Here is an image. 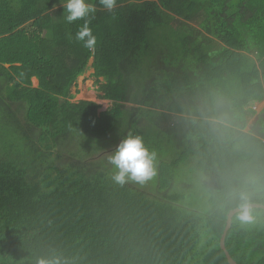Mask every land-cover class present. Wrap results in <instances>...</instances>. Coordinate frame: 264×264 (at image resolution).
Here are the masks:
<instances>
[{
  "label": "trees",
  "instance_id": "16d2710c",
  "mask_svg": "<svg viewBox=\"0 0 264 264\" xmlns=\"http://www.w3.org/2000/svg\"><path fill=\"white\" fill-rule=\"evenodd\" d=\"M97 7L88 50L59 0H0V264H229L227 213L264 205V108L247 129L264 99V0ZM89 67L104 110L72 101ZM113 133L155 153L151 178L113 179ZM251 214L224 238L238 264H264V208Z\"/></svg>",
  "mask_w": 264,
  "mask_h": 264
},
{
  "label": "clouds",
  "instance_id": "9594fccd",
  "mask_svg": "<svg viewBox=\"0 0 264 264\" xmlns=\"http://www.w3.org/2000/svg\"><path fill=\"white\" fill-rule=\"evenodd\" d=\"M59 2L63 7V18L68 24L82 21L77 27L74 38L83 48L88 50L94 49L98 42L91 27L98 12L97 5H99V10L108 13H114L118 5V0H59ZM215 123L226 128L228 124L227 115H218L215 118ZM108 161L116 169L113 179L121 184L126 180L143 182L155 174V153L149 152L139 136L129 134L118 145L115 152L108 157ZM238 209L240 221L250 222L253 219L251 206L246 197L241 198ZM38 264H48V262L40 260Z\"/></svg>",
  "mask_w": 264,
  "mask_h": 264
},
{
  "label": "rangeland",
  "instance_id": "374dc122",
  "mask_svg": "<svg viewBox=\"0 0 264 264\" xmlns=\"http://www.w3.org/2000/svg\"><path fill=\"white\" fill-rule=\"evenodd\" d=\"M89 65H90V63H89ZM92 72H93V69L89 67L81 75H79L77 77L75 84L71 88V93L74 94L72 97V101H77V100H81V99L91 100V101H94L100 105L98 110H104L109 105H111V101L104 99V98H100L101 92L98 89L99 82L96 81L95 77L92 75ZM32 82H33V86L37 85L36 79H33ZM127 105L130 106L131 104H127ZM254 106H255L256 111L259 112L262 108H264V103L262 105L255 103ZM145 123H146V121H143L140 125H144ZM247 129H249V128H247ZM114 133L112 135H110L109 137L102 139V140H108L109 141V143H110L109 148L110 149H112L114 146L118 147V145L122 142V139L120 138L119 134H114ZM99 141H101V140H99ZM95 158H96V156H95Z\"/></svg>",
  "mask_w": 264,
  "mask_h": 264
},
{
  "label": "water",
  "instance_id": "95a60500",
  "mask_svg": "<svg viewBox=\"0 0 264 264\" xmlns=\"http://www.w3.org/2000/svg\"><path fill=\"white\" fill-rule=\"evenodd\" d=\"M89 63H91V60L89 61ZM257 118H258V115H254L253 119L248 123L247 128H250L254 124V122L257 120ZM249 204H250L251 208H253V207L264 208V205H261L258 203H249ZM238 211H239V209H238V207H236V208L230 209V211L227 213L225 227L222 231V234H221V237L219 240V245H220L221 249L224 251L225 256H226L229 264H238V263L231 258L228 251L226 250L225 244H224V238H225V235L227 233V230L231 226L232 216Z\"/></svg>",
  "mask_w": 264,
  "mask_h": 264
},
{
  "label": "crops",
  "instance_id": "0c3cea01",
  "mask_svg": "<svg viewBox=\"0 0 264 264\" xmlns=\"http://www.w3.org/2000/svg\"><path fill=\"white\" fill-rule=\"evenodd\" d=\"M263 101H264V100H262V101H260V102H256V103L259 104V105H260V104L262 105V104L264 103ZM254 107H255V106H254ZM260 109H261V108H260ZM262 109H263V108H262ZM262 109H261V110H262ZM261 110H260V111H261ZM260 111H259V112H260ZM256 115H258V112H257Z\"/></svg>",
  "mask_w": 264,
  "mask_h": 264
}]
</instances>
